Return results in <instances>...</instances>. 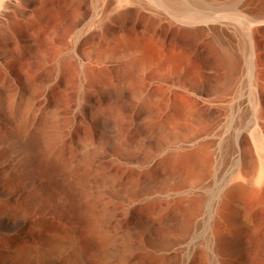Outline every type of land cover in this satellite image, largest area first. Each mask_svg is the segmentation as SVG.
I'll return each instance as SVG.
<instances>
[{
  "label": "bare ground",
  "instance_id": "6f19581e",
  "mask_svg": "<svg viewBox=\"0 0 264 264\" xmlns=\"http://www.w3.org/2000/svg\"><path fill=\"white\" fill-rule=\"evenodd\" d=\"M2 36L0 264H264V0H0ZM106 130L115 224L65 239L4 157Z\"/></svg>",
  "mask_w": 264,
  "mask_h": 264
},
{
  "label": "rangeland",
  "instance_id": "374dc122",
  "mask_svg": "<svg viewBox=\"0 0 264 264\" xmlns=\"http://www.w3.org/2000/svg\"><path fill=\"white\" fill-rule=\"evenodd\" d=\"M4 37H0V42H2L3 40V42H6V36ZM70 88V91L74 90V92L76 91V89L79 90L75 77L72 79ZM103 119H105V117H103ZM109 121L111 123V120ZM89 135L79 134V137H63L64 140H61V145L63 144L64 146L62 150L58 152V154L62 152L60 153V155L63 157H61V161L58 160V157L60 158V155L57 154L56 156L58 157L56 160V156L54 155L53 151L56 150V148L50 140V135L43 136V141L45 142L42 149L43 151L31 157L30 160L27 161L28 165H26L27 163L22 165V154L9 153L6 157H4L3 163H5L7 167L11 166L12 170H16V172L19 173V177H26L25 175H27L29 179H32L38 186V190L40 191L42 198L52 206V212L50 213L51 221H49V224L51 223L50 226L52 225L51 228L58 232L61 231L60 233L64 235L65 239L69 235H79V233L84 230L87 223L86 216L84 215H87L88 211H90L91 215L93 214L92 216L100 220L102 219L104 223H107L108 225L111 224L112 227V225L115 224L114 212H117L120 208V206L116 204V202H113L116 201V195H119L117 188L118 182H116L114 175V169H116L117 163L112 156V149L114 144L113 139L115 138V134L113 133V130H106L103 133H94ZM70 140L72 141V143H70ZM51 150L53 151L52 153L50 152ZM47 151L50 153H48ZM71 152L74 153V155L69 154ZM51 156H53V158ZM64 158L66 161L64 160ZM72 176L81 178V189L85 188L87 192V195L85 196V202L87 204L85 202L82 203V200L80 198V200L77 198H73L70 191L67 189V186H65L66 179ZM86 197L88 198V200L86 199ZM107 199H110L111 201H108ZM94 207H96V209H94ZM102 210L104 211L101 213ZM103 213H105V215ZM92 222L93 220H91L90 223ZM70 230L72 231V233L69 232ZM63 232L66 233L64 234ZM157 232L159 231L157 230Z\"/></svg>",
  "mask_w": 264,
  "mask_h": 264
}]
</instances>
